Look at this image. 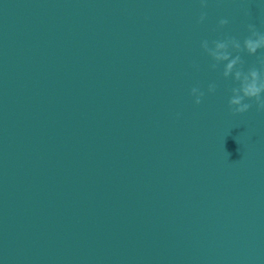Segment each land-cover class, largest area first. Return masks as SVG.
<instances>
[{"label": "water", "instance_id": "95a60500", "mask_svg": "<svg viewBox=\"0 0 264 264\" xmlns=\"http://www.w3.org/2000/svg\"><path fill=\"white\" fill-rule=\"evenodd\" d=\"M206 5L0 0V264H264V110L201 46L264 0Z\"/></svg>", "mask_w": 264, "mask_h": 264}, {"label": "clouds", "instance_id": "9594fccd", "mask_svg": "<svg viewBox=\"0 0 264 264\" xmlns=\"http://www.w3.org/2000/svg\"><path fill=\"white\" fill-rule=\"evenodd\" d=\"M201 6L206 7V0H201ZM206 13H202L200 20L205 19ZM227 19H220L219 25L221 27L227 25ZM250 35L244 39L243 45L235 37H229L225 40L213 41L214 47H209L207 40L202 41V48L208 53L210 57L216 62L212 65L216 68L220 62H226L224 65L223 76L228 78L232 76L233 79L239 82V87L231 89L232 96L228 104L233 114H241L247 112L252 104L246 103V100H254L258 110H264V72L253 67L245 72L242 68L243 61L240 55H232L229 48L237 53L246 51L249 55H255L258 50L264 49V32H260L253 24L248 25ZM261 69H264V58L260 59ZM241 65V67H237ZM209 92L216 91V85L210 84L208 86ZM192 94L195 96V103H201V98L204 93L198 88L192 89Z\"/></svg>", "mask_w": 264, "mask_h": 264}]
</instances>
